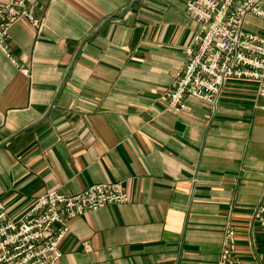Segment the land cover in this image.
<instances>
[{"label":"crops","instance_id":"1","mask_svg":"<svg viewBox=\"0 0 264 264\" xmlns=\"http://www.w3.org/2000/svg\"><path fill=\"white\" fill-rule=\"evenodd\" d=\"M187 1L29 0L41 27L9 28L16 64L0 51L8 217L53 190L119 183L127 194L71 220L56 264H215L227 224L239 259L264 264V227L253 221L264 197L257 84L227 81L215 110L187 100L176 113L161 99L196 29ZM243 29L264 36V20L249 15Z\"/></svg>","mask_w":264,"mask_h":264},{"label":"built area","instance_id":"2","mask_svg":"<svg viewBox=\"0 0 264 264\" xmlns=\"http://www.w3.org/2000/svg\"><path fill=\"white\" fill-rule=\"evenodd\" d=\"M264 0H189L185 14L196 23L185 59L172 86L161 99L166 109L179 113L187 100L214 110L229 80L255 82L258 96L264 97V36L244 31L247 16L264 20ZM20 20L40 28L42 20L29 7V0H6L0 6V51L13 63L8 42L9 28ZM27 74L26 70H22ZM127 202L119 183L93 184L73 195L57 190L46 192L20 218L8 217L0 200V264H56L60 244L70 231V221L107 205ZM253 221L264 227V197ZM86 251L91 247L84 242ZM215 264L245 263L238 257L236 231L227 224L219 259Z\"/></svg>","mask_w":264,"mask_h":264}]
</instances>
